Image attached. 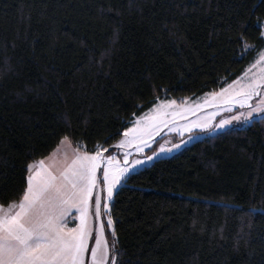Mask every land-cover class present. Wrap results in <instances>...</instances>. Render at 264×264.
<instances>
[{"label": "trees", "instance_id": "obj_1", "mask_svg": "<svg viewBox=\"0 0 264 264\" xmlns=\"http://www.w3.org/2000/svg\"><path fill=\"white\" fill-rule=\"evenodd\" d=\"M263 20L264 0H0V204L65 136L110 151L158 99L237 78ZM111 213L117 264H264V115L131 173Z\"/></svg>", "mask_w": 264, "mask_h": 264}, {"label": "snow or ice", "instance_id": "obj_2", "mask_svg": "<svg viewBox=\"0 0 264 264\" xmlns=\"http://www.w3.org/2000/svg\"><path fill=\"white\" fill-rule=\"evenodd\" d=\"M261 39H264V31L261 32ZM244 47L248 49L251 46L245 44ZM251 67H259L260 71L251 72L248 69L218 92L207 95L224 104H239L242 108L248 105L247 117H251L253 113L264 112V95H261V87L264 86V50ZM257 95L260 99L252 107L249 102ZM195 107L198 110L200 105ZM170 109L180 111L173 110L170 113ZM149 111L153 115L137 117L132 127L123 130V138L117 142L116 147L123 149L135 140L138 141L136 150L142 151L139 147V143H144L142 137H151L166 121L171 123L169 114L177 117L185 111L191 113L192 109L170 99L159 101ZM242 115L244 114L237 113L234 117L221 120L217 127L229 124L233 119L240 120ZM183 127L184 130L191 131L195 127L208 128L209 123L193 121ZM67 140L68 137L65 136L62 143ZM163 150L165 149L161 145L160 151ZM106 151L99 144L93 152L76 150L71 163L62 170L54 169L55 156L45 158L50 163L46 164L45 159H41L27 166V183L19 200L10 201L6 206L0 204V264H117L119 250L115 246L113 217L107 214L106 222L100 221V192H96L94 196V212L90 210L91 201L98 183L97 170L102 163L103 185L106 190L103 203L105 213H108L114 189L130 166L119 167L115 163V156L104 155ZM127 155L125 153V157ZM140 163V160L132 161V164ZM73 209L78 212V223L73 221L75 226L69 227L67 218ZM93 216L99 224L95 229V242L90 244L93 237ZM105 224L112 230L111 246L105 236Z\"/></svg>", "mask_w": 264, "mask_h": 264}, {"label": "rangeland", "instance_id": "obj_3", "mask_svg": "<svg viewBox=\"0 0 264 264\" xmlns=\"http://www.w3.org/2000/svg\"><path fill=\"white\" fill-rule=\"evenodd\" d=\"M262 31H264V20L262 23ZM262 50H264V48H262L258 52L254 61L246 67L243 73L248 69H250L251 72L260 71L259 67H251V66L258 60L259 54ZM242 74L239 75L238 77H241ZM236 79L237 78H235L234 80ZM218 91H215V92H218ZM211 92H214V91H211ZM211 92H206L196 97H187L184 100H176L174 98L158 99L148 109H146L144 112L134 117V119L131 121L130 125L127 128L132 127L133 122L136 120L137 117L153 115V113L150 112L149 110L152 109L155 104L159 103V101L173 99V100H176L177 104L184 105L192 109L191 113H188L185 111V112H182V114L177 117H172L171 114H169L168 119H170L172 122L167 123L166 121L165 124L160 125L159 131L154 132L151 135V137L149 136L142 137L144 143H139V147L142 149V151H139V152L136 150L138 146V141H135V140L130 145H126L123 149L116 147L117 142L123 138V131H122V134L113 142L112 150L110 151L107 150L104 153V155L115 156V163L121 168L125 167L126 165L130 167H129L128 172L125 173L124 177L122 178L120 184L114 189L113 199L109 201L108 213H105V210L103 209L104 198L106 197V190L104 189V185H103L104 164L102 163L101 167L97 170L98 183H97V187L94 188L93 199L91 201L92 208L90 210L94 212V196L96 192H100V195H101L100 221L106 222L107 214H111L112 216L111 208H112V204L115 198V194L117 190L119 189V187L124 183L128 175H130L131 173L136 172L139 169L144 168L145 166L151 165L154 161L158 160L159 158L168 157L178 152H181L190 144L204 137L207 133H218L228 128L243 127L251 123L253 119L259 118L264 115V112H259V113H253L251 117H247L246 113L248 111V107H249L248 105H245L242 108L239 104H224L220 100L218 99L214 100L212 97L207 95L208 93H211ZM261 95H264V86L261 87ZM259 99H260L259 95L253 96L249 104L252 107H255ZM196 105H200L198 110L195 107ZM173 110L180 111V109H170V113ZM212 113H215V115H211ZM237 113L244 114L241 116L240 120L233 119L231 123L225 124L222 127H217V125L220 124L221 120L228 119L229 117H234L237 115ZM193 121L197 123L202 122V121H207L209 123V127L208 128L195 127V128H192L191 131L184 130L183 126L190 124ZM65 142L70 144L72 150H66V152H62L63 148L60 149L59 151L60 155L55 158L56 159L55 162H71L74 156L76 155V150L88 151L84 146L81 147L80 145H74L69 140ZM161 145H163L165 150L160 151ZM173 145H178V146L173 147ZM125 153L128 154L127 157H125ZM153 153H156V155H153ZM146 157H151V159H146ZM133 160H140L141 163L132 164ZM45 162H50V161L46 160ZM104 163H107V162L105 161ZM77 216H78V212L75 209H73L72 212L69 214V217L67 218L69 227L75 226V223L73 221L78 223V220H76ZM91 224L93 227V237L90 240V244H94L95 229L98 227V224H99V222L95 219L94 216L91 217ZM114 227H115V223H114ZM111 232L112 230L108 229L105 224V236L108 239L110 246L113 242V237L111 235ZM115 239H116L115 246L117 248V236L115 237Z\"/></svg>", "mask_w": 264, "mask_h": 264}, {"label": "crops", "instance_id": "obj_4", "mask_svg": "<svg viewBox=\"0 0 264 264\" xmlns=\"http://www.w3.org/2000/svg\"><path fill=\"white\" fill-rule=\"evenodd\" d=\"M63 139L60 141V143L57 145V147L46 157L42 158V159H45V158H48L50 156H55L58 157L60 155V149H62V152H66V150H72L71 149V146L70 144H68L67 142H63ZM70 141V140H69ZM71 142V141H70ZM72 143V142H71ZM82 147V145H80ZM106 149V148H105ZM48 160V159H45V161ZM56 160V159H55ZM49 161V160H48ZM46 164L47 163H50V162H45ZM71 162H55V164L53 165L54 169L56 170H62L67 164H69ZM29 174V172H28ZM6 206V205H5Z\"/></svg>", "mask_w": 264, "mask_h": 264}]
</instances>
